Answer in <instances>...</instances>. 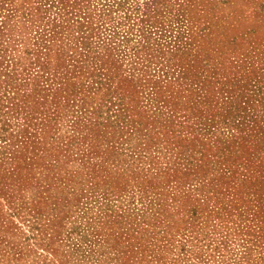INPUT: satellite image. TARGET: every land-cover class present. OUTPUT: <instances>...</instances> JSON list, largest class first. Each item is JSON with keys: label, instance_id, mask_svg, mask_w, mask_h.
I'll return each instance as SVG.
<instances>
[{"label": "trees", "instance_id": "obj_1", "mask_svg": "<svg viewBox=\"0 0 264 264\" xmlns=\"http://www.w3.org/2000/svg\"><path fill=\"white\" fill-rule=\"evenodd\" d=\"M255 1L251 24L264 30V0ZM230 3H0V254L41 249L54 264H67L73 251L82 264H134L146 257L144 213L165 228L192 227L207 212L220 222L233 203L226 198L232 170L244 161L260 168L246 169L240 182L256 198L253 218L264 222V117L256 122L257 108L264 110V48H239L235 36L219 39L242 19L213 14ZM224 128L227 136H216ZM71 155L83 170L89 156L100 161L67 177L62 162ZM217 171L219 177L205 182ZM191 182L199 187L190 188ZM166 188L183 191L174 214ZM128 192L131 201L137 196L141 213L122 200ZM126 213L137 223L128 225ZM70 217L72 227L61 238ZM96 223L106 232L103 239L91 226ZM89 229L93 239L83 234ZM17 233L26 236L22 242H14ZM166 235L171 232L164 241ZM111 242L118 254L101 260L95 246Z\"/></svg>", "mask_w": 264, "mask_h": 264}, {"label": "rangeland", "instance_id": "obj_2", "mask_svg": "<svg viewBox=\"0 0 264 264\" xmlns=\"http://www.w3.org/2000/svg\"><path fill=\"white\" fill-rule=\"evenodd\" d=\"M23 1L29 2L31 0H0V3L19 5ZM257 5V1L255 0H232V3H230L229 6L216 7L217 9H213V14L216 12V16H224L226 13H231L236 19H238V17L242 18L240 22L237 23V30H233L232 32L226 31L225 34L219 35V39L225 41L227 40V38L235 36V39L238 43L237 46L239 48L250 50L249 45H254L255 43V45H258L257 47L261 46L260 48L263 49L264 30L259 26V24L253 26L251 24V16L256 10ZM223 10L224 12H222ZM252 30L254 31V33H252ZM246 33H248V35H246ZM211 43H213V41H211ZM216 43L217 40H215L213 44ZM219 50H221L223 54H225V52H228L226 48H219ZM252 54H254L255 56L251 55L250 57H252V60L255 63L260 61V55H257L256 53ZM225 64L228 65L229 61H226ZM227 74L229 77L230 72H227ZM256 114V122H259L260 118L264 117V110L258 107L256 110ZM219 131L224 133L225 136H227V133L229 132L226 128L216 131L215 134L219 138L221 137ZM58 135L62 138L66 136V127H61ZM244 146L247 148H251V150L255 149L253 148V144L251 143H245ZM75 150L76 149H74V151ZM240 155L246 156L243 154V151L240 152ZM77 158L78 156L71 155L70 158L63 160L62 171H65L67 173V177L77 171L88 172L90 171L91 167H95L100 161L99 157L89 156L87 164L88 168L83 170L80 167V163L78 162ZM159 158L164 161V158L167 159V154L163 152L159 153ZM254 165H258V163ZM256 168L260 170V168L256 166L248 167L247 162L245 161L243 163L239 162V164L233 168V173L231 174L232 177L229 179V182L227 184V189L229 190V192L228 194H226V198L233 201V203H229L230 206L228 207V211L230 212H227L226 216L221 217L222 219L220 222H217L215 220L211 212H207L208 214L203 213V216L200 217L199 221L197 220L194 225H192V227L182 226L179 229L177 226H175L174 223H170V228H165V225L163 224L164 222H161L160 220H149L150 217H154L152 216V212L148 211L146 214L144 213L141 217V220H144L145 218V224L143 225L139 221L138 223L143 226H149L145 229L147 230L146 232L140 231L145 236L144 238H142V242L148 244L145 252L143 253L146 257L143 258L142 256H139L136 259L137 261H134V264H264V222H259L253 218L252 209L257 210V208L252 205L251 201L256 198L255 196H247L248 191H246L242 187V184L240 182L241 174L247 175V173H245L246 169L250 170ZM219 175V171L215 172L212 176L208 175L205 182H209L213 178L219 177ZM61 181L65 183L67 182V180L63 178L61 179ZM69 183L70 182H68L67 186H70ZM192 187H199V184L191 182L190 188ZM182 193L183 191H172L171 189L166 188L164 194H166L165 198L167 199L166 205L170 206H167V208H169V213L174 214L176 212L175 210L179 207L178 201L182 199L179 195H181ZM127 195V198L122 200L128 201L129 210H133L135 207L134 214L141 213L142 210L140 209H142V207H140L139 203L136 200L137 196L134 195L131 201L129 200V197L132 195V193L128 192ZM238 197H241L242 199L240 202L238 200ZM197 198L200 203L204 205V203L202 202V197L198 195ZM126 203L127 202H125L124 204ZM211 204L212 203H209L208 205L210 206L208 207H211ZM203 207L207 209L206 205H204ZM144 208L149 210L150 207L144 206ZM138 209L139 212H137ZM95 211L96 210H94V212ZM186 213V211H180V214L182 216H184L183 214L186 215ZM127 214L129 216H127ZM71 218L72 217L64 220V222L62 223V225H65L64 228L60 230L62 236H65L67 232L70 231V228L72 227L70 223ZM123 218L124 220L129 221L128 225L131 224L130 222L132 221L137 223V219H135L133 213H126ZM178 223L179 221H177V224ZM181 225L182 222L180 226ZM91 226L95 227L94 231L100 229L99 238L103 239L104 237L101 236L105 235L106 232L101 227H99V224L96 223L95 225ZM22 228V231L27 233V228ZM92 230L93 229H89V232L83 231V234H88L86 237L88 239H93L92 235H90V233L94 232ZM133 230H136V228H134ZM166 232H171V235H166L168 241H164L162 237ZM16 236L17 237L15 238L14 242H22V240H24L26 237L25 235L19 233H17ZM62 236L61 238H64V236ZM74 236L77 238L79 237L77 234H73V237ZM29 242H31V240L28 239V244H31ZM162 242L165 244V248L162 252V255L160 256V252H158L157 255L156 251L158 250L159 246H163ZM111 245H113V242H111L110 245H100L99 243H97V245L95 246V250L97 251L100 246V253L103 255L101 257V260L105 259L106 257L114 258L113 253L118 254L120 248L115 249ZM61 250L63 249L60 248V251L58 252L59 255L61 254ZM34 251L36 253H29L26 252L25 249L24 252L22 251L18 255L19 257H16V253H12V251L0 254V264H54V259L51 258L45 251L41 249H37ZM69 252L71 253V257L67 259V264H82L81 260H79V255L76 256L77 254H75L73 251ZM139 252H142V250H140ZM98 253L99 252L95 253L94 258L97 257ZM75 258H77L78 261L74 260ZM113 263L114 260H110L103 264Z\"/></svg>", "mask_w": 264, "mask_h": 264}]
</instances>
